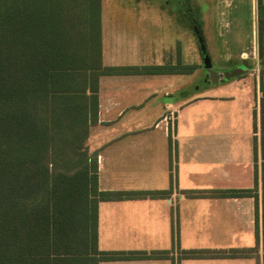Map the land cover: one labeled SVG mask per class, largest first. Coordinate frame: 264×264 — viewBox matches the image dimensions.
<instances>
[{"label": "crops", "instance_id": "obj_1", "mask_svg": "<svg viewBox=\"0 0 264 264\" xmlns=\"http://www.w3.org/2000/svg\"><path fill=\"white\" fill-rule=\"evenodd\" d=\"M262 6L264 0H102V64L151 71L99 76L88 145L97 154L99 189L126 193L99 200L98 248L148 256L97 264H264ZM192 26L216 71L245 61L246 71L211 82L202 60L189 63ZM144 56L156 59L144 63ZM201 71L211 84L192 93L190 81ZM248 79L253 89L245 96L238 86ZM194 103L198 131L178 132V114Z\"/></svg>", "mask_w": 264, "mask_h": 264}, {"label": "trees", "instance_id": "obj_2", "mask_svg": "<svg viewBox=\"0 0 264 264\" xmlns=\"http://www.w3.org/2000/svg\"><path fill=\"white\" fill-rule=\"evenodd\" d=\"M101 9L102 0H0V264L148 256L98 248L99 200L126 193L99 189L88 145L99 76L151 71L102 64Z\"/></svg>", "mask_w": 264, "mask_h": 264}, {"label": "rangeland", "instance_id": "obj_3", "mask_svg": "<svg viewBox=\"0 0 264 264\" xmlns=\"http://www.w3.org/2000/svg\"><path fill=\"white\" fill-rule=\"evenodd\" d=\"M142 27L144 30H146V33H148V34L150 33L151 26H150L149 22L145 21L144 25ZM191 35H192L191 37H192L193 46L191 47V52L188 53L189 54V57H188L189 63L194 64V63H196V61L198 62V59L202 60V62H203L204 53H203L202 47L199 44V37H198L197 29L194 26H192ZM155 59L156 58H151L148 56L143 57L144 63H153L155 61ZM214 68H218V65H215ZM228 69H232V68H228ZM240 76H241L240 74L237 75V77H240ZM206 77H207V75H205L203 73V71H201V73L196 74L192 77L190 84H189V88L191 89L192 93L193 92H196V93L197 92H203L204 88L211 84L208 80L205 79ZM157 82H158V80H157ZM238 89H242L244 94H246L245 96H250L252 93V89H253L252 79H248L246 84L242 83L241 85H239ZM198 105H199V103L188 104L187 105L188 107L186 108V110L182 111L181 113L178 114V116H177V120L179 121V126H178V130H177L178 132L181 131V132H185V133H196L198 131V122L193 117V115L195 113H197ZM190 114L192 115L191 117H189ZM179 142H178V144H179ZM167 145L170 148L172 147L174 152H176L177 142L174 140L172 141L171 137L168 138ZM193 162H195V161H192V163ZM171 163L172 162L170 160V166H171ZM173 169L174 170H173V172H171V176L173 173V177L176 178V166Z\"/></svg>", "mask_w": 264, "mask_h": 264}, {"label": "water", "instance_id": "obj_4", "mask_svg": "<svg viewBox=\"0 0 264 264\" xmlns=\"http://www.w3.org/2000/svg\"><path fill=\"white\" fill-rule=\"evenodd\" d=\"M260 17L261 19H264V6L260 8ZM199 39L202 44V49L204 53L203 65L209 75L211 82H225L246 71L247 69V66L245 65L246 61L244 62L242 66L236 67L232 70H226L223 72L216 71L212 66L211 59L209 55L207 54L206 47L203 44L201 37H199Z\"/></svg>", "mask_w": 264, "mask_h": 264}, {"label": "flooded vegetation", "instance_id": "obj_5", "mask_svg": "<svg viewBox=\"0 0 264 264\" xmlns=\"http://www.w3.org/2000/svg\"><path fill=\"white\" fill-rule=\"evenodd\" d=\"M209 76V75H208Z\"/></svg>", "mask_w": 264, "mask_h": 264}]
</instances>
